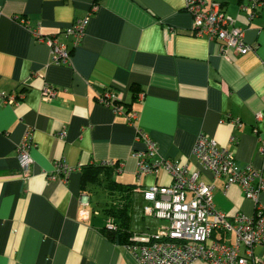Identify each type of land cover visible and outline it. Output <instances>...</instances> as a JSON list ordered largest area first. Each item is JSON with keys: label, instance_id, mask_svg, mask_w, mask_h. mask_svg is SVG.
I'll use <instances>...</instances> for the list:
<instances>
[{"label": "crops", "instance_id": "obj_1", "mask_svg": "<svg viewBox=\"0 0 264 264\" xmlns=\"http://www.w3.org/2000/svg\"><path fill=\"white\" fill-rule=\"evenodd\" d=\"M214 1L244 29L249 52L223 54L220 42L194 35L183 0H0V264H139L125 243L105 233L104 209L113 196L99 184L83 186L81 173L85 165L120 163L118 172L105 166L114 180L132 185V236L156 232L162 222L145 212L143 189L171 178L162 170L136 177L133 154L145 148L136 139L137 128L156 142L155 157L184 163L214 185L217 210L255 214V203L238 185L226 187L225 178L212 176L192 155L203 133L264 176L258 151L264 140V5L249 16L240 9L248 0ZM92 4L96 9L73 46L63 30ZM29 28L65 43L71 63L55 64L49 46ZM46 83L58 89L52 99L43 97ZM102 86L120 93L124 106L136 113L133 121L99 103ZM21 92L16 104L1 100V94ZM27 128L32 164L23 179L16 150ZM57 161L80 169L65 182L50 179ZM91 186L104 191L98 206ZM83 192L90 195L85 217ZM259 205L264 209V191Z\"/></svg>", "mask_w": 264, "mask_h": 264}, {"label": "built area", "instance_id": "obj_2", "mask_svg": "<svg viewBox=\"0 0 264 264\" xmlns=\"http://www.w3.org/2000/svg\"><path fill=\"white\" fill-rule=\"evenodd\" d=\"M184 10L192 17L193 34L205 36L222 44L221 51L233 50L236 55H242L251 50L245 41L244 29L235 25L234 19L227 16L221 5L214 0H183ZM264 5V0H248L240 5L242 11L249 16ZM92 4L91 11L77 18L63 30L65 36L73 39L76 46L89 20L90 13L96 9ZM1 14V12H0ZM21 22L26 24L21 19ZM33 37L39 42H45L51 52L55 64L69 65L71 50L56 36L41 34L39 28H29ZM58 89L51 84H44L42 94L45 99H52ZM23 93L1 94V100L7 104H16ZM142 94H140L141 98ZM119 93L106 89L97 94L99 103L109 106L116 114L124 115L129 122L136 118V113L125 112ZM65 131L59 132L63 138ZM136 139L145 144V148L134 152L138 179L160 170L167 173L169 184H153L143 189L147 205L145 212L162 223L159 229L150 234L134 235L125 244L127 250L139 264H193L203 261L208 264H264V257L255 253L256 248H264V209L259 205V195L264 191V176L260 169L251 165H240L233 153L226 147L203 133L195 140L192 155L214 177H223L226 187L236 184L244 196L255 203V214L247 216L243 213L228 215L215 208L213 203L212 183H206L199 178V172L189 170L188 166L167 157H155L157 144L151 137L137 128ZM235 143V138H230ZM33 145L32 130L27 128L17 146V156L20 162V176L28 178L31 171L32 158L30 148ZM258 151L264 158V140L260 141ZM102 165L114 166L120 171L122 165L116 161L102 162ZM75 169L68 164L57 161L50 179L65 182ZM82 208L81 215L88 214L90 195L83 192L79 196ZM107 229H115L114 221L108 217ZM217 234V235H215ZM234 236V241L230 239Z\"/></svg>", "mask_w": 264, "mask_h": 264}, {"label": "trees", "instance_id": "obj_3", "mask_svg": "<svg viewBox=\"0 0 264 264\" xmlns=\"http://www.w3.org/2000/svg\"><path fill=\"white\" fill-rule=\"evenodd\" d=\"M106 89H112L116 93L117 90L110 86H102L98 93H103ZM133 92V98H138V90L134 84L130 86ZM120 94V93H119ZM117 104H121L126 113L130 112L131 109L125 107L123 101L117 99ZM83 186L87 183L99 184L108 192L109 195L113 196L112 202L104 209L108 217H111L115 224V229H107L105 227V233L108 237L119 242L128 243L132 236L129 230V218H130V207H131V191L132 185L122 184L114 180L113 170L102 164H89L81 168Z\"/></svg>", "mask_w": 264, "mask_h": 264}, {"label": "rangeland", "instance_id": "obj_4", "mask_svg": "<svg viewBox=\"0 0 264 264\" xmlns=\"http://www.w3.org/2000/svg\"><path fill=\"white\" fill-rule=\"evenodd\" d=\"M91 194H92V199L94 202V205L98 206V202L105 199L104 191L101 188L91 186ZM232 241H234V236L231 238ZM255 253L260 255L261 257H264V255L260 254V248L255 249Z\"/></svg>", "mask_w": 264, "mask_h": 264}]
</instances>
